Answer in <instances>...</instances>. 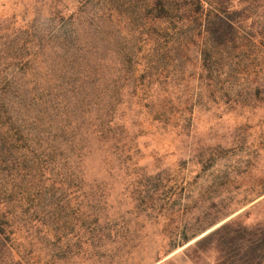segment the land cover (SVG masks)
Masks as SVG:
<instances>
[{"label":"rangeland","instance_id":"rangeland-1","mask_svg":"<svg viewBox=\"0 0 264 264\" xmlns=\"http://www.w3.org/2000/svg\"><path fill=\"white\" fill-rule=\"evenodd\" d=\"M137 2L0 0V264H264V0L170 53L100 12Z\"/></svg>","mask_w":264,"mask_h":264},{"label":"trees","instance_id":"trees-1","mask_svg":"<svg viewBox=\"0 0 264 264\" xmlns=\"http://www.w3.org/2000/svg\"><path fill=\"white\" fill-rule=\"evenodd\" d=\"M227 1L228 0H143L140 4L138 2L134 4L124 3L120 8L108 7L101 9L100 12L103 15L105 12H108L110 15L119 16L124 24L134 26L139 33L146 34L148 36L147 38L153 42H156V40L160 38H166V40L164 39L166 43L164 48H167V52L170 53L171 50H176L179 46H182L183 41H186L187 37H193L195 32H193L192 27L195 24H205V31L209 36L221 35L218 29L210 31L208 28L210 24L219 22L231 26V19L214 11L216 6L223 5L222 3ZM96 18L100 19L101 17L96 16ZM214 20H218V22H214ZM2 131L7 133L0 129V132ZM4 135L5 134L0 133V174L3 170L1 167L3 163L8 160L16 161L14 158L10 159L9 155L12 153L14 145L11 144L10 140ZM17 149L18 151L21 150L19 148ZM21 156L23 158L24 155L21 154ZM31 161L34 163V160ZM31 184L32 182L25 183L22 186L24 188H19L17 190V188L9 186L0 177V260L3 254L1 250L5 249L6 244H11L12 242L11 235L14 233V230L9 227H11L20 208H22L20 204L23 202V198H26L25 194L28 193V188H30L28 185ZM225 243L231 244L228 240L225 241ZM244 244H261V242L257 240L255 243V241L252 240Z\"/></svg>","mask_w":264,"mask_h":264}]
</instances>
